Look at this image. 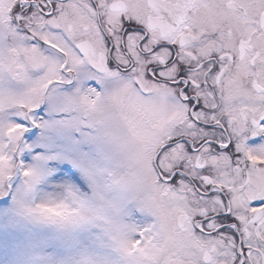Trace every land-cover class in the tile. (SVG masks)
Returning <instances> with one entry per match:
<instances>
[{
  "label": "snow or ice",
  "instance_id": "1",
  "mask_svg": "<svg viewBox=\"0 0 264 264\" xmlns=\"http://www.w3.org/2000/svg\"><path fill=\"white\" fill-rule=\"evenodd\" d=\"M0 264H264V0H0Z\"/></svg>",
  "mask_w": 264,
  "mask_h": 264
}]
</instances>
